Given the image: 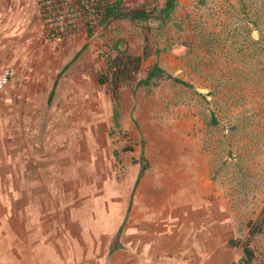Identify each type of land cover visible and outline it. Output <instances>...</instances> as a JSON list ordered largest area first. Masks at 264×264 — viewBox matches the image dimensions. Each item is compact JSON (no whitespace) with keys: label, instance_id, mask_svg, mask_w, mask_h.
<instances>
[{"label":"rangeland","instance_id":"rangeland-1","mask_svg":"<svg viewBox=\"0 0 264 264\" xmlns=\"http://www.w3.org/2000/svg\"><path fill=\"white\" fill-rule=\"evenodd\" d=\"M124 1L155 16L166 2ZM158 24L122 18L96 22L90 38H47L40 0H0V58L20 47L47 87L63 69L50 104L48 90L18 110L0 98V264L29 252L47 264H161L170 253L180 264L200 249L208 264H264L262 234L252 261L240 245L264 206V0H178ZM145 37L153 54L138 78L158 62L193 87L132 81L116 102L99 76L116 42L141 54ZM4 66L15 76L0 95L20 82Z\"/></svg>","mask_w":264,"mask_h":264},{"label":"trees","instance_id":"trees-1","mask_svg":"<svg viewBox=\"0 0 264 264\" xmlns=\"http://www.w3.org/2000/svg\"><path fill=\"white\" fill-rule=\"evenodd\" d=\"M46 1L40 0L41 15L45 21L48 37L55 39L73 37L82 30H86L87 36L90 38L95 32L96 22L99 25L107 26L122 18L138 22H153L156 19L159 23L158 27H161L169 22L178 5V0H166L164 7L160 9V13L155 16L153 11L148 10L146 7L129 9L124 0H51L50 4H47ZM149 44V38L145 37V45L141 54L131 52L129 48L122 49L120 41L113 45L112 49L115 54L110 55L108 67L105 72L100 74L99 82L101 84L110 83L114 101L117 102L121 99L120 88L132 81H135L138 86L149 87L159 80L172 79L177 83L193 87L191 83L168 73L158 62L149 69L145 78H138L143 61L153 54ZM86 48L87 44L77 52L74 59ZM118 115L116 111V119ZM147 167V163L141 167L136 185ZM258 234L264 236V206L256 221L252 224L249 233L250 238L240 244L243 246L247 261L253 260L254 252L251 241ZM118 247L119 245H115L110 249V252Z\"/></svg>","mask_w":264,"mask_h":264},{"label":"crops","instance_id":"crops-1","mask_svg":"<svg viewBox=\"0 0 264 264\" xmlns=\"http://www.w3.org/2000/svg\"><path fill=\"white\" fill-rule=\"evenodd\" d=\"M40 21L42 23L41 19ZM27 38H29L28 30H26V39ZM47 38H50V37H47ZM19 48L20 47H13L12 49L13 53L9 59H6V56H2L0 58V70H2V68L5 67L4 65L6 63L10 62L11 64H13V66L18 68V80L20 81L19 83L21 84L16 83V82L10 84L8 88L6 89V91H4L2 95H0V98L7 101V106L9 108H12V106H14V108L12 109L18 110L19 109L18 106H20V103H19L20 99H22V106L23 108H25L24 106L25 98H26V106H30V104L32 103L31 101L33 100V97H35L33 93L35 92L36 89L39 91L42 90L44 92L48 90L49 94H47V102L50 104L53 100L59 78L61 74L63 73V69L60 72H58L56 76L52 78V83L50 87H47L48 79L45 77V69L41 68L40 64L37 66H34L32 63H30V58L28 57V55H26V58L24 57L18 58L17 54L19 52ZM68 66L69 64L65 68H67ZM24 68L26 69V73L24 72ZM45 94L46 93H44V95ZM29 116H31L30 120L32 121V118L34 116H37V114H32L31 112L26 113L25 121H28ZM23 121H24V118H23ZM33 199L34 197L26 196V221H27V217L29 218V216L34 212V205L32 204ZM37 242H40V240H38ZM120 249L121 248L118 247L113 252H110L109 250V253L112 255L114 253H117ZM214 249H216V247ZM167 250H168V247H167ZM203 250L206 252L205 249ZM26 251H32V250L31 248H28V249L26 248ZM198 251H199L198 257L192 258L191 256L188 259L185 258L184 261H179V263L180 264H208L207 259L205 260V254L203 252H202L203 255L200 254L201 249ZM125 263L132 264L131 261H126ZM26 264H47V262H46V259L41 258L39 254L35 252L34 253L32 252V254H30L29 252V253H26ZM69 264H72V262L70 261ZM161 264H176V259L170 253V256L167 255L165 262H162Z\"/></svg>","mask_w":264,"mask_h":264},{"label":"built area","instance_id":"built-area-1","mask_svg":"<svg viewBox=\"0 0 264 264\" xmlns=\"http://www.w3.org/2000/svg\"><path fill=\"white\" fill-rule=\"evenodd\" d=\"M15 76L13 68L8 67L0 74V91L9 83V81Z\"/></svg>","mask_w":264,"mask_h":264}]
</instances>
